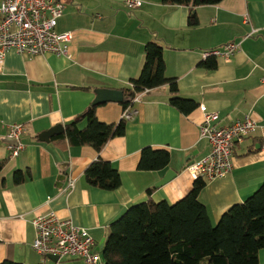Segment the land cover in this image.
<instances>
[{
	"label": "crops",
	"instance_id": "1",
	"mask_svg": "<svg viewBox=\"0 0 264 264\" xmlns=\"http://www.w3.org/2000/svg\"><path fill=\"white\" fill-rule=\"evenodd\" d=\"M65 4L58 32H72L70 57L44 54L24 56L11 49L0 72V264H85L79 259L53 262L38 254L32 243V224L39 215L55 212L62 220L86 228L95 248L105 244L111 223L131 206L149 199L175 204L187 196L195 179L188 167L201 161L210 146L201 138L204 117L200 109L218 112L217 125L226 126L247 116L257 132L235 146L234 168L225 178L207 181L200 195L212 223L234 205L244 203L264 183V0H223L196 8L198 24L190 25L191 8L165 5L162 0H141L128 9L125 0H60ZM252 34L251 37H247ZM157 42L164 48L166 76L174 79L182 98L197 109L182 113L169 103V86L143 92L134 104L138 114L126 122L125 135L111 139L101 152L91 146H72L39 135L82 115L96 98L97 89L131 88L145 60V47ZM241 43L230 62L214 59L213 69L203 66L205 51L228 43ZM97 118L119 124L124 107L108 102L97 105ZM24 124L12 157L8 127ZM86 121L79 124L82 129ZM58 136V135H57ZM163 149L170 154L167 168L141 171L143 149ZM101 158L116 168L121 186L114 191L90 186L88 167ZM65 164L68 168L63 170ZM62 167V168H61ZM168 170L177 176L167 185L155 184ZM17 172L25 180L15 183ZM65 176L63 185L58 178ZM73 179V188H68ZM154 188L149 195L147 190ZM103 253V252H101ZM103 257V254H101ZM103 264V263H102ZM264 264V249L259 252Z\"/></svg>",
	"mask_w": 264,
	"mask_h": 264
},
{
	"label": "trees",
	"instance_id": "2",
	"mask_svg": "<svg viewBox=\"0 0 264 264\" xmlns=\"http://www.w3.org/2000/svg\"><path fill=\"white\" fill-rule=\"evenodd\" d=\"M223 0H162L165 5L191 8L190 25L198 24L196 8L218 5ZM164 48L157 42L145 47V60L131 88L123 91L124 110L134 98L145 91L169 86L171 106L189 114L197 109L193 100L182 98L174 79L166 76ZM214 59L203 62L213 69ZM134 106V104L132 105ZM98 106L91 105L82 115L65 125L62 134L53 140L72 146H91L101 152L114 137L124 136L126 121L106 124L97 118ZM86 121L82 129L79 124ZM1 128V122H0ZM170 154L163 149L147 147L142 150L139 162L141 171H159L168 167ZM7 161H0V173ZM90 186L114 191L121 186L119 171L101 158L85 172ZM25 180L17 172L15 183ZM207 181L195 180L191 192L175 204L159 203L149 199L131 206L118 220L111 223L106 233L102 254L103 264H259V252L264 249V183L244 203L231 207L214 225L200 195ZM154 188L147 190L150 195ZM1 264H19L4 261Z\"/></svg>",
	"mask_w": 264,
	"mask_h": 264
},
{
	"label": "built area",
	"instance_id": "3",
	"mask_svg": "<svg viewBox=\"0 0 264 264\" xmlns=\"http://www.w3.org/2000/svg\"><path fill=\"white\" fill-rule=\"evenodd\" d=\"M141 0H125V6L132 10L141 8ZM66 6L60 0H0V72L4 70L6 54L11 49L18 53L36 57L44 54H56L70 57L69 46L74 40L72 32H58L59 19L64 15ZM249 34L247 37H251ZM241 43L231 42L219 48L205 51L203 58H222L230 62ZM143 93L138 94L132 105L140 102ZM124 110L123 121H131L138 110L134 106ZM204 120L200 125L201 138L210 146L209 154L201 161L188 167L195 180L206 181L225 178L234 168L235 146L245 137L257 132L258 124L245 117L233 124L219 126V114L201 105ZM25 132L24 124L8 127L7 138L20 141ZM12 157L19 155L23 145L8 144ZM73 179H69L68 188H73ZM32 224L35 238L32 248L41 256L62 259H79L85 264H101L102 249L95 252V241L89 231L73 225L71 220L60 219L55 212L39 215ZM58 261V262H59Z\"/></svg>",
	"mask_w": 264,
	"mask_h": 264
},
{
	"label": "water",
	"instance_id": "4",
	"mask_svg": "<svg viewBox=\"0 0 264 264\" xmlns=\"http://www.w3.org/2000/svg\"><path fill=\"white\" fill-rule=\"evenodd\" d=\"M123 101H124V94L121 90L97 89L96 90V98L93 101L92 105L97 106V105L108 103V102L122 103ZM64 130L65 129L62 125L56 126L53 129L40 134L39 140L42 142H45V143H50L52 137L62 134L64 132ZM5 142H7L8 144H15V145H17L19 143V141L13 140L11 138H6ZM67 168H68V165L65 164L63 170H65ZM176 176H177L176 172H174L173 170H168L166 172L165 176L163 177V179H161L159 182H157L155 184V187L161 188V187L167 185L173 179H175ZM65 178H66L65 176H61L58 178V181L61 183V185H63ZM103 247H104L103 244H101L100 247L95 249V252H99L101 249H103ZM50 260L53 262L59 261L58 258L54 257V256L50 257Z\"/></svg>",
	"mask_w": 264,
	"mask_h": 264
},
{
	"label": "rangeland",
	"instance_id": "5",
	"mask_svg": "<svg viewBox=\"0 0 264 264\" xmlns=\"http://www.w3.org/2000/svg\"><path fill=\"white\" fill-rule=\"evenodd\" d=\"M23 135H21V137H22ZM103 258V257H102ZM104 262V259H102V261H101V264Z\"/></svg>",
	"mask_w": 264,
	"mask_h": 264
}]
</instances>
